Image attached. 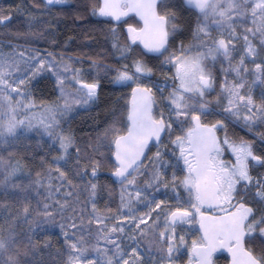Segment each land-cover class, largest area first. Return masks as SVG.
Listing matches in <instances>:
<instances>
[{
	"label": "snow or ice",
	"instance_id": "obj_1",
	"mask_svg": "<svg viewBox=\"0 0 264 264\" xmlns=\"http://www.w3.org/2000/svg\"><path fill=\"white\" fill-rule=\"evenodd\" d=\"M221 259L264 264V0L0 4V264Z\"/></svg>",
	"mask_w": 264,
	"mask_h": 264
},
{
	"label": "trees",
	"instance_id": "obj_2",
	"mask_svg": "<svg viewBox=\"0 0 264 264\" xmlns=\"http://www.w3.org/2000/svg\"><path fill=\"white\" fill-rule=\"evenodd\" d=\"M11 1H12V3L19 2V0H11ZM68 2L69 3H77L78 0H68ZM0 4H10V3H9V0H0ZM79 31H80V29L77 27V25H74L71 22V17L66 18V23L61 24V31L58 35V40L61 43V48L59 50L66 51L68 53H72L74 51H77L80 44L83 43L82 38L77 39L75 44H69V45H64L63 41L66 40L68 37H75L76 33H78ZM36 47H38L42 50L50 49V45L45 40H40L36 44ZM85 67H87L86 64H85ZM33 87L39 89L38 91L40 93L41 92H44V94L47 93L49 97H52L54 94L52 81L48 80L47 77L37 78L33 82ZM111 90L113 92H115L119 89L114 90L110 86L106 85L105 89L103 90V92L101 94V97H100V100L98 101V103L96 105L89 106L86 109L85 108L79 109L77 112L73 113L72 119L67 124V126L69 125L71 128L79 131L81 128H84V129L88 128V126L91 123H93L94 121L99 122V121L103 120L104 117L102 115V111H104L105 107H109V103H110L112 97L109 96L108 92ZM46 147H47L46 144L41 143L40 145H35L34 151L35 152H41V149L46 148ZM100 179L106 180V179H108V176L102 175L100 177ZM105 199H107V196H105ZM103 202H104L103 200L100 201L101 206H103ZM112 206L115 207V204H113ZM220 264H223L222 259L220 261Z\"/></svg>",
	"mask_w": 264,
	"mask_h": 264
},
{
	"label": "rangeland",
	"instance_id": "obj_3",
	"mask_svg": "<svg viewBox=\"0 0 264 264\" xmlns=\"http://www.w3.org/2000/svg\"><path fill=\"white\" fill-rule=\"evenodd\" d=\"M9 3L10 4H12V1L11 0H9ZM42 77H47V79L48 80H50V81H52V84L54 83V80L52 79V78H50V76L47 74V73H41L39 76H37L36 77V79L37 78H42ZM35 79V80H36ZM35 80H33V82L35 81ZM33 82H32V85H31V87H32V90H33V92H34V94L37 96V97H39V98H41V99H44V100H48V99H50V98H52V97H49L48 96V94L47 93H45L44 94V92H39L38 90L39 89H37V88H34L33 87ZM121 91H123V90H117V91H115V92H113L112 90L111 91H109L108 92V94H109V96H111L112 97V99H111V101H110V103H109V107H105L104 108V111H102V115H103V117H105L106 115H107V109L108 108H110V107H112V106H114V104H115V101H116V93L117 92H121ZM112 93V94H111ZM111 94V95H110ZM122 102V101H121ZM89 106H84V107H80L79 109H82V108H88ZM78 110L77 109H74V111H73V113H75V112H77ZM72 113V114H73ZM71 114V115H72ZM65 119H67V118H65ZM67 126V125H66ZM69 126V125H68ZM70 127V126H69ZM155 149H153V151H154Z\"/></svg>",
	"mask_w": 264,
	"mask_h": 264
}]
</instances>
